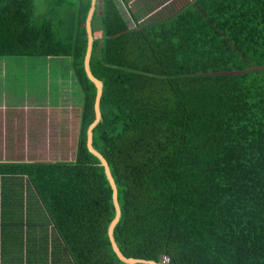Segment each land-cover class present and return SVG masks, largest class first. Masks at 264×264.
Wrapping results in <instances>:
<instances>
[{"label": "trees", "instance_id": "trees-1", "mask_svg": "<svg viewBox=\"0 0 264 264\" xmlns=\"http://www.w3.org/2000/svg\"><path fill=\"white\" fill-rule=\"evenodd\" d=\"M45 1L38 12L35 0H0V56L69 58L80 93L76 154L0 160L2 235L24 226L27 209L50 222L55 254L29 246L25 264H152L115 252L113 187L87 143L97 96L85 68L92 0ZM65 5L75 27L57 15ZM97 6L90 68L103 93L93 146L117 185L118 247L161 264H264V0H198L134 28L115 0Z\"/></svg>", "mask_w": 264, "mask_h": 264}, {"label": "rangeland", "instance_id": "rangeland-1", "mask_svg": "<svg viewBox=\"0 0 264 264\" xmlns=\"http://www.w3.org/2000/svg\"><path fill=\"white\" fill-rule=\"evenodd\" d=\"M35 2L42 11V3L46 1ZM74 14L76 10L67 6H62L57 12V15L66 17L68 28L75 27ZM55 28L59 31L62 25ZM62 34L59 31L58 36ZM19 64L26 63H17L16 66ZM27 66H17L21 75L17 78L12 75V85L0 86V158L73 159L79 136L80 97L72 72L68 70L67 59L40 57L37 64L30 66L31 69L28 63ZM39 221H43V236L47 238V233L53 231L52 226L49 227L50 222L37 213L27 217L26 230L20 226L17 231L27 232L29 226L38 238ZM26 251L21 250V254L16 255L13 261L9 260L8 264H20L22 261L25 264L29 253Z\"/></svg>", "mask_w": 264, "mask_h": 264}, {"label": "crops", "instance_id": "crops-1", "mask_svg": "<svg viewBox=\"0 0 264 264\" xmlns=\"http://www.w3.org/2000/svg\"><path fill=\"white\" fill-rule=\"evenodd\" d=\"M197 1L198 0H115L129 28H134L137 27L138 25H152V24L172 20L176 15L180 14L182 11L186 9H191V7H195ZM97 5H96L97 8L101 9L100 11H102L103 0H98ZM65 6L71 8V6L69 5H65ZM44 8L45 5L43 2L42 9L45 10ZM39 10L38 12L43 11V10L42 11ZM59 10H61V8H59ZM101 35H102V30L101 27H99L98 30L95 31V37H100ZM30 57H34V58H30ZM48 57L66 58L67 62H69V58L66 56H48ZM38 59L40 60V57H36V56H17V55L0 56V86L5 87L9 83L10 85H12L13 83V81H11L13 78L12 75L15 78L21 75L20 72L16 69L17 66L21 68H28L27 66L28 63L29 69H31L30 66H32L33 63L37 64ZM23 62H25L26 64H19L16 66L17 63H23ZM13 63L15 65L11 66V64ZM2 95H3V100H5L4 94ZM78 95L80 96L79 92ZM10 160H21V159L12 158ZM25 160H31V159L25 158ZM1 182L2 179H0V183ZM28 203L29 201L25 200L23 205H27ZM24 210H25L24 211L25 221L28 216L34 215L36 213L34 212L32 214V213H28L27 209ZM5 215L6 212L3 209H0V264H8L9 260L11 261L15 260L16 259L15 256L21 254V249L28 251L29 246H31L32 249L39 247L41 249V255L44 256L48 254L52 256L53 254H55L54 252L55 244L53 241L55 236H53V233L51 232L48 235H46L48 237V239L46 240V238L43 236L44 234L42 229H40L43 227V225H41V227L38 228L39 229L38 238L30 230L29 226L27 232L17 231L19 227L7 228L3 236L2 230L3 227L5 226L6 221L3 220L2 218ZM39 223L42 222L39 221ZM23 230H26L25 223L23 226ZM34 239H38V243L37 241L34 242ZM7 248L9 249L8 251ZM16 249H19L20 251Z\"/></svg>", "mask_w": 264, "mask_h": 264}, {"label": "water", "instance_id": "water-1", "mask_svg": "<svg viewBox=\"0 0 264 264\" xmlns=\"http://www.w3.org/2000/svg\"><path fill=\"white\" fill-rule=\"evenodd\" d=\"M97 1L98 0H92L91 7H90V10L88 12L87 19H86V28H87V33H88V47H87V52H86V56H85V68H86V71H87L89 77L95 82V84L97 86V96H96V101H95L96 118L90 124V126L88 128L87 143H88V147H89L90 151L93 152L96 156H98L100 158L102 164L105 166L107 177H108V179H109V181L113 187V199H114V203H115V207H116V216L110 224L109 235H110V239L112 240L114 250L121 259H123L129 263H135V262L141 261V262H149L152 264H161V263H157V262L151 261V260L138 259V258L125 256L114 240V235H113L114 229H115V226L117 225V223L119 222L120 217H121V209H120V204L118 201L117 185H116V182H115L113 175L111 173L108 161L103 156V154L100 153L98 150H96L93 146V129L98 124L99 120L101 119L100 101H101V97H102V93H103V82L100 79H98L92 73L91 68H90V60H91V54H92V48H93V41L95 38L93 28H92V18L94 15V11L96 9Z\"/></svg>", "mask_w": 264, "mask_h": 264}, {"label": "built area", "instance_id": "built-area-1", "mask_svg": "<svg viewBox=\"0 0 264 264\" xmlns=\"http://www.w3.org/2000/svg\"><path fill=\"white\" fill-rule=\"evenodd\" d=\"M169 260H170V258H169L168 256H164V257H163V261H164V262H169Z\"/></svg>", "mask_w": 264, "mask_h": 264}, {"label": "bare ground", "instance_id": "bare-ground-1", "mask_svg": "<svg viewBox=\"0 0 264 264\" xmlns=\"http://www.w3.org/2000/svg\"><path fill=\"white\" fill-rule=\"evenodd\" d=\"M3 184V183H2ZM10 195V194H9ZM16 200V199H15ZM136 258V257H135ZM162 261V260H161Z\"/></svg>", "mask_w": 264, "mask_h": 264}, {"label": "clouds", "instance_id": "clouds-1", "mask_svg": "<svg viewBox=\"0 0 264 264\" xmlns=\"http://www.w3.org/2000/svg\"><path fill=\"white\" fill-rule=\"evenodd\" d=\"M93 28V27H92ZM94 37H95V35H94Z\"/></svg>", "mask_w": 264, "mask_h": 264}]
</instances>
